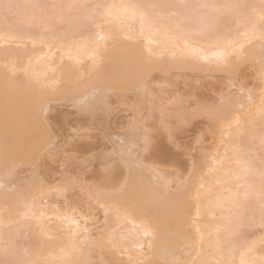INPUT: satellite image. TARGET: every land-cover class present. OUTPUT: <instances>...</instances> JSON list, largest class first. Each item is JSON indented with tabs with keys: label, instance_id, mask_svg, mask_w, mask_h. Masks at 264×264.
<instances>
[{
	"label": "snow or ice",
	"instance_id": "1",
	"mask_svg": "<svg viewBox=\"0 0 264 264\" xmlns=\"http://www.w3.org/2000/svg\"><path fill=\"white\" fill-rule=\"evenodd\" d=\"M0 54V264H264V89L246 81L259 65L264 84V0H0ZM196 73L220 75L185 99L172 77ZM64 109L79 127L53 123ZM193 190L216 221L198 246Z\"/></svg>",
	"mask_w": 264,
	"mask_h": 264
},
{
	"label": "bare ground",
	"instance_id": "2",
	"mask_svg": "<svg viewBox=\"0 0 264 264\" xmlns=\"http://www.w3.org/2000/svg\"><path fill=\"white\" fill-rule=\"evenodd\" d=\"M20 2H25V0H20ZM56 2H71V0H56ZM116 2H119V0H116ZM165 2H179V0H165ZM249 2H258V0H249ZM0 61H2V54H0ZM249 69H251V68H249ZM258 70H259V65H256L255 68L253 69V72H251L252 75L254 74L253 76H255V78L252 76L251 78H252L253 81H250L248 83V88L252 89V94H253L254 97H258L260 92H261V90L264 89V84H262L261 81L258 78ZM109 72L114 74L113 75V80H112L113 83H117V84H119V85H121V86H123L125 88H131L134 85V83H135V81L131 80V79L126 80V81L120 80L119 79V73L121 72V69H119V68H117L115 66L111 67L109 69ZM196 74H198V73H196ZM217 75H220V73L211 74V75H208V77L211 76V78L214 79L213 77L216 78ZM248 77H250V76L248 75ZM226 83H227V81H226ZM226 83H224V85ZM184 84H183V86H184ZM195 84H193V83L191 84L190 83L189 86H187V87L185 86V88L182 89V91H184V93L188 94L190 91H192V88L196 86ZM212 87H213V84H212ZM222 87H223V85H222ZM188 90H190V91L187 92ZM197 90H199L198 86H197ZM208 90H211V88L208 89ZM225 90H227V89H225ZM85 91H87V89L84 88V87H82L80 89H76L74 91V95H79V94H81L82 92H85ZM182 91H180V92H182ZM193 91L194 92H191L192 94L196 93L195 90H193ZM192 94L186 95L185 99L191 98ZM193 97H195V96H193ZM244 102H245V105H246L245 111H247L249 106L247 105L246 96L244 97ZM257 103H258V101H257ZM241 114L243 115V113H241ZM127 123H128V121H127ZM158 126H159V122L157 121V128H159ZM20 136L23 139L26 136V131L25 130H21ZM207 143L208 142L205 141V144H207ZM162 150L163 149L160 148L159 151L163 152ZM15 155H16V159H17V161H18V163H19L21 168H23V167L28 168L29 167L30 162L28 161L26 153L23 150H19ZM3 166H4V160H3L2 156H0V174H2ZM26 177H21V178H26ZM17 183H18V181H17ZM2 203H3V194L0 193V204H2ZM198 210H199V214H198ZM0 211H2V209H0ZM184 214H185V218L187 220L186 227H187V230L189 231V234H190V237H191V243L193 245L198 246L199 242H200V233H198L196 231L197 228L200 229V232L204 233L205 241H206L207 233L214 226L216 221H214L212 219L211 213H209V212H207L205 210V207L203 206L201 200L196 198L195 190H193V195H192V198L190 199L189 207L185 210ZM25 235H27V233H25ZM253 239L257 240V241L259 240V232H257V235L255 237H253ZM195 255H196L195 252H193L192 256L188 257V258L191 260V259L195 258ZM96 258L97 259L100 258V253L99 252H97ZM236 259L238 261L239 260V256H237Z\"/></svg>",
	"mask_w": 264,
	"mask_h": 264
},
{
	"label": "rangeland",
	"instance_id": "3",
	"mask_svg": "<svg viewBox=\"0 0 264 264\" xmlns=\"http://www.w3.org/2000/svg\"><path fill=\"white\" fill-rule=\"evenodd\" d=\"M248 72H249V76L250 77L247 76V78L249 80L246 78L247 79L246 81L247 82L253 81L252 78H251L254 75V74L253 75L251 74V72H253V69L252 68L248 69ZM253 77L255 78V76H253ZM172 78H173V80H177V83L180 86V88H179L180 91H182V89L185 88V84H184L185 80H188L189 84L190 83L191 84L192 83L193 84L196 83L195 84L196 88L193 87L194 89L192 88V91L188 90L187 92H189V91L190 92L188 94L186 93L187 95L192 94L191 92H194L193 90L196 91L197 90V86H198L199 90H197L196 93H193L191 95V97H193V96L196 97L200 93L208 94L209 93L208 89H210V88L212 89V84H213V86L217 84V80H216L215 77H213L215 79L214 80V79L211 78V76L208 77V75L199 74V73L198 74H189V76L184 77V78H178L176 76H173ZM224 83H226V81H221L219 83V87L221 88L222 85L224 87L225 86ZM183 84H184V86H183ZM180 93H184V91H182ZM134 99L135 98L133 97V100ZM130 104H131V102H129V104L126 106L124 104V102L121 101V103H120L121 110L116 112L113 115L112 120H111V127L109 129V131L113 134V136H115L116 133H118V132H120L122 130V126H127V121H128L127 112L130 110ZM57 120L63 122L66 125H69V126L71 124H76L79 127V125H80V122L75 117H72L70 115V110H68V109L62 110L61 112H59V114L56 112V110H53L52 121H53V123H56ZM82 131H85V129H82ZM200 131H201V126L199 124L195 123V121H193V124L190 125V128H189L188 132L185 133L183 135V137H182L184 143L186 145H191L193 150H195L198 147V145L196 144V139L195 138L199 134ZM78 142L82 143L84 145V148L82 149V151H84L85 149L98 150L99 148L103 147L102 143H100L98 145L95 141L93 143L89 144L88 140L86 138L83 139L82 141H78ZM155 144H156V152H157L158 155L159 154H166L168 156H172V153L169 152V146H168V142H167V132L163 128H161V129L159 128V131L156 133ZM160 148L163 149L162 150L163 152L159 151ZM23 168L27 169L25 167H23ZM20 176L21 177H26L27 173L24 172V171H21L20 172Z\"/></svg>",
	"mask_w": 264,
	"mask_h": 264
}]
</instances>
